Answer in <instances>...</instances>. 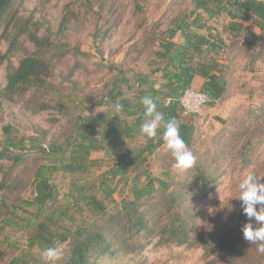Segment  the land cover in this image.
<instances>
[{
	"label": "rangeland",
	"instance_id": "obj_1",
	"mask_svg": "<svg viewBox=\"0 0 264 264\" xmlns=\"http://www.w3.org/2000/svg\"><path fill=\"white\" fill-rule=\"evenodd\" d=\"M221 2L227 7L215 17L214 0H13L0 19V152L5 144L14 151L12 157L0 156V264H46L42 256L46 247L62 252L54 262L59 264L70 253L76 231L118 210L150 177L169 180L171 188L186 179L193 182L185 190L190 200H196L200 217L195 233L211 227L206 218L212 221L230 213L231 224L240 220L238 183L248 170L254 169L260 177L264 174V135L258 137L257 132L254 149L247 155L237 153L229 142L235 132L256 130L264 122V17L242 19L234 15L240 12L238 6ZM197 13L201 17L196 20ZM19 16L32 24L38 20L40 35L47 34L50 26L53 43L38 55L51 62L52 74L43 86L33 85L10 97L5 92L9 70L28 54L37 56L35 45L24 34L8 52ZM65 17L67 27L58 31ZM199 20L214 29L215 36L222 32L225 38V50L219 49L224 88L217 97L210 96L200 112L185 115L181 108L177 112L196 127L189 149L208 166L209 174L218 177L216 186L206 187L194 183L197 175L191 169L173 168L175 161L165 142L152 153L141 152L149 138L140 131L145 116L138 112L143 108L141 97H154L159 88L155 98L163 104L162 96L170 93L169 81L177 79L171 55L165 54L168 44L173 37L182 39L179 29L185 23ZM113 92H121L136 114L117 111L120 98L108 97ZM43 104L49 108L40 109ZM158 110L167 120L170 107ZM78 119L98 148L73 164L77 132L74 145L66 137ZM41 142L46 149L55 143L65 150L43 153ZM70 163L73 169L66 168ZM42 164L54 186L53 199L43 208L35 201V172ZM16 174L23 181H13L14 188L4 189L3 178ZM157 241L140 238L142 249L101 263L229 264L224 253L208 255L203 247L160 246ZM250 251L239 258V264L251 263ZM257 256L264 264V253Z\"/></svg>",
	"mask_w": 264,
	"mask_h": 264
},
{
	"label": "trees",
	"instance_id": "obj_2",
	"mask_svg": "<svg viewBox=\"0 0 264 264\" xmlns=\"http://www.w3.org/2000/svg\"><path fill=\"white\" fill-rule=\"evenodd\" d=\"M214 1L215 4L218 5L215 10L216 13L213 12L215 14L222 12L225 9L223 7H227L226 4L221 2L223 0ZM12 2L13 0H0V19L4 13L8 11ZM204 3H206V1L201 2L203 6H205ZM227 3L239 7L240 12L234 15L242 19H249L253 16L264 17V0H227ZM206 9L212 11V8L210 9L207 6ZM226 10L230 12L229 9ZM199 16L201 17V15L197 13L195 17L196 20ZM25 21L28 22L25 23ZM68 21L69 18L65 17L60 23L58 31H63L67 27ZM41 25L42 24H40L38 20L32 24L29 22V19H25L21 16L18 17L15 23V29H17L14 35L15 40L10 42L8 52L14 51L13 47L18 37L24 34L28 40L35 45L37 56L28 54V56L26 55L21 59L18 66L12 67L11 70H9L6 77L5 92L10 97L16 93L28 90L33 85L37 87L43 86L47 82L46 77L52 74L50 68L51 62H47L41 55H38L39 52H45L47 46L53 43L51 41L50 26L47 27V34L40 35L39 29H41ZM195 25L201 27L204 24L199 20L195 21ZM112 26L113 25L105 29L102 38L108 36ZM190 27V22H187L179 29L185 35L187 42L185 44L169 42L165 52L166 55H171L169 62L172 63L171 66L174 68L172 72H177V79H172L173 81H169L168 83L170 93L162 96L164 97V99H162L163 104L155 98L160 93L161 88L154 90L156 95L153 97L157 102L158 108L161 106L170 107L167 120L175 117L181 121L180 133L188 148L193 145L196 127L194 124L182 119L181 112L182 114H184V112L178 101L165 105V99L169 96H173L170 95L172 89L180 91V89L182 90L186 86H189L192 76L195 73H200L206 78L203 90L211 97H217L224 88V83H222L223 77L212 72L213 68L209 67L210 65L203 64L205 62H200L203 55L207 57L205 53L215 50L217 52L219 51L217 49H221L222 47L212 44V42L210 47L208 46L209 48L207 47L206 50L205 48L203 49L202 43L200 42L201 39H198V36L194 34L191 37L188 36L187 29H190ZM98 35H100V32H98ZM220 40L222 39L220 38ZM222 45H224L223 42ZM64 53H68V50ZM192 58H197V62L201 64L194 63ZM167 76L170 75L167 74ZM171 86L173 87L171 88ZM122 95L121 92H113L109 94L108 97L115 98L116 100L117 97H119L120 99L117 100V103L122 105L121 110L127 115L136 114L137 110H135L129 103V100L123 98ZM47 108H49V105L43 104L40 109ZM178 108H181L180 113L177 112ZM138 112L144 113V107L139 108ZM76 132L77 134L75 135ZM88 132V129L82 124L81 119H78L71 128L70 134L66 137L67 143L69 142L71 145H74V143H72L74 135V142L76 143V141L79 140L74 147V157L71 163L74 164L77 159L87 157L92 150L98 148L93 142L95 139L88 138ZM257 132L258 137H263L264 122L258 125L256 130H250L248 127L242 133L235 132L229 142V146H235L237 148V153L241 155L244 153L247 155L254 149ZM116 133L118 134L119 132ZM162 133L163 128L159 130L157 137L149 139L148 144L141 149V152L149 151L152 153L156 147L163 144L164 140L162 138ZM44 144L46 143L41 142L39 147L43 153H58L60 151L64 152L65 150V148L58 147L55 143L50 144V148L46 149ZM12 154H14V151L11 145H3L0 156L12 157ZM17 159L20 158L17 157ZM71 163L66 166L67 169H73V164ZM120 164L124 165V162L121 161ZM190 169L197 175L194 183L202 182L205 187L210 183H214V186H216L218 177L209 174L207 172L208 166L203 164L199 159L196 160L195 165ZM46 172L47 166L44 164L40 165L35 172V201L38 203L39 207L42 208L48 201L53 199L54 196V186L49 176L45 174ZM257 175L259 176V173H257ZM261 177L262 181H264V174ZM3 179L2 187L7 190L16 186V184L12 186L13 181H23L17 174L16 176L14 175V177L12 175L7 179ZM179 183V187L174 186L171 188L172 184L169 180L155 177L148 178L147 183L137 188L138 190L133 198L125 201L118 210L110 213L107 212L102 216L101 221L94 223L91 227L76 231L77 237L71 242L70 253H68L66 258L59 264H104L101 262L108 259H119L122 257L123 253L136 252L142 249L144 246L141 245L139 241L140 238L143 237H151V239L158 238L157 244L160 246H181L188 244L191 246L203 247L208 255L224 253L228 256L229 264H239V258L243 257L245 252L248 253V249L251 248L249 252L250 255H252L250 264H262L257 260L258 244H251L242 238V227L244 223L248 221V218L243 214L242 210L239 211L240 220L235 224H231L230 213H226L224 216L217 215L212 221L207 218L205 219L206 222L211 223V227L205 229L203 234L198 231L195 233L197 221L200 217L195 207L196 200H190L185 190V186L190 188L193 182L186 179ZM193 193L194 190H191L190 197ZM253 226H256L255 221L253 222ZM260 254L263 255V253Z\"/></svg>",
	"mask_w": 264,
	"mask_h": 264
},
{
	"label": "clouds",
	"instance_id": "obj_3",
	"mask_svg": "<svg viewBox=\"0 0 264 264\" xmlns=\"http://www.w3.org/2000/svg\"><path fill=\"white\" fill-rule=\"evenodd\" d=\"M202 100V97L197 100V105ZM141 103L145 116V121L140 126L141 133L153 139L163 127L162 138L175 161L173 168L180 172L192 168L196 163V156L181 136V121L175 117L165 120L164 114L158 110L157 102L151 95L141 97ZM121 107L120 103L115 105L117 111ZM261 178L254 169L248 170L238 183L239 195L237 197L241 201L243 214L248 218V222L242 227L243 237L251 244H258L257 251L264 253V181ZM253 219L256 223L255 227L252 223ZM42 256L46 264H54L61 258L62 252L57 247H46Z\"/></svg>",
	"mask_w": 264,
	"mask_h": 264
},
{
	"label": "crops",
	"instance_id": "obj_4",
	"mask_svg": "<svg viewBox=\"0 0 264 264\" xmlns=\"http://www.w3.org/2000/svg\"><path fill=\"white\" fill-rule=\"evenodd\" d=\"M220 13H217L216 15H215V17L216 16H218ZM200 28V26H198V25H193V24H191V27H190V29H191V33H189L188 31V36H192L193 34L194 35H196V36H198V39H201V43H202V47H203V49L205 48V50L207 49V47L209 46L210 47V45H211V43L212 44H215V45H218V46H224V45H222V42L224 43L225 42V40H223V39H225V38H221L222 37V35H223V33L221 34V33H217V36H215L214 34H213V32H214V29H210V28H207V27H205V25H202L201 27H202V30H196V28ZM198 28V29H199ZM230 29V28H229ZM232 30V29H231ZM207 33V34H206ZM220 38L222 39V40H220ZM177 39V40H176ZM178 39H180V38H178V37H173V39H172V42H174V43H178V44H185L186 42H187V40H186V37H185V35L183 34V32H182V39H180V40H178ZM222 41V42H221ZM208 47V48H209ZM225 48V46L224 47H222V49H224ZM217 50H219V49H217ZM225 50V49H224ZM216 50L215 51H212V52H209V53H205V54H207V57H205L204 55L201 57V59H200V62H205V63H203V64H207V65H210L209 67H212L213 68V70H212V72H215V73H217V74H219L220 75V77L222 76L223 77V73L224 72H222V68H221V64L219 63V56L220 57H222V55H220V51H217L216 53ZM193 59V62L194 63H199V64H201L200 62H197V58L195 59V58H192ZM224 78V77H223ZM205 82H206V78L203 76V75H201L200 73H195L193 76H192V79H191V86H193V87H195V88H198V89H204V87H205ZM173 86H171V88H172ZM172 91H173V93H175L176 92V89H172ZM180 91H181V89H180Z\"/></svg>",
	"mask_w": 264,
	"mask_h": 264
},
{
	"label": "built area",
	"instance_id": "obj_5",
	"mask_svg": "<svg viewBox=\"0 0 264 264\" xmlns=\"http://www.w3.org/2000/svg\"><path fill=\"white\" fill-rule=\"evenodd\" d=\"M203 98L202 102L197 105V100ZM210 100V95L202 89H195L193 86L183 88L178 96H169L165 99V105L178 101L183 108L185 115H193L200 112L203 106ZM187 105V107H186ZM195 108L196 110H191Z\"/></svg>",
	"mask_w": 264,
	"mask_h": 264
}]
</instances>
